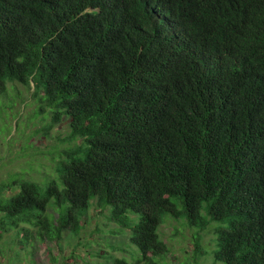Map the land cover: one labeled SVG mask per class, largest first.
I'll return each instance as SVG.
<instances>
[{
  "label": "trees",
  "instance_id": "1",
  "mask_svg": "<svg viewBox=\"0 0 264 264\" xmlns=\"http://www.w3.org/2000/svg\"><path fill=\"white\" fill-rule=\"evenodd\" d=\"M9 83L76 145L57 179L0 187V239L79 235L96 207L137 251L113 264H159L168 218L199 254L216 225V263L264 264V0H0Z\"/></svg>",
  "mask_w": 264,
  "mask_h": 264
},
{
  "label": "rangeland",
  "instance_id": "2",
  "mask_svg": "<svg viewBox=\"0 0 264 264\" xmlns=\"http://www.w3.org/2000/svg\"><path fill=\"white\" fill-rule=\"evenodd\" d=\"M42 95H35L33 85L9 83L6 94L0 97V187L16 178L42 185L57 179L58 167L76 145L69 138V121L55 122ZM11 195L10 191L6 194ZM48 211L54 214L52 207ZM109 217V211L92 207L80 234L67 231L58 241L40 238L33 228L25 244L15 231L1 233L0 264H113L116 259L135 262L137 251L130 232ZM216 228L214 225L202 234L199 254L195 248L197 230L184 220L166 219L160 235L170 252L159 264H224L214 261Z\"/></svg>",
  "mask_w": 264,
  "mask_h": 264
}]
</instances>
